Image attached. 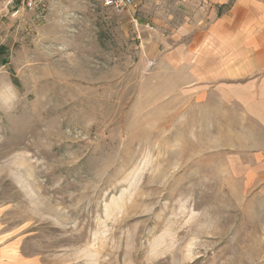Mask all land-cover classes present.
Returning a JSON list of instances; mask_svg holds the SVG:
<instances>
[{
  "label": "rangeland",
  "instance_id": "rangeland-1",
  "mask_svg": "<svg viewBox=\"0 0 264 264\" xmlns=\"http://www.w3.org/2000/svg\"><path fill=\"white\" fill-rule=\"evenodd\" d=\"M136 2L0 0V264H264V126Z\"/></svg>",
  "mask_w": 264,
  "mask_h": 264
},
{
  "label": "crops",
  "instance_id": "crops-1",
  "mask_svg": "<svg viewBox=\"0 0 264 264\" xmlns=\"http://www.w3.org/2000/svg\"><path fill=\"white\" fill-rule=\"evenodd\" d=\"M161 3L149 8L155 30L148 38L147 56L178 61L193 72L187 83L213 93L243 87L244 108L253 110L264 126V0Z\"/></svg>",
  "mask_w": 264,
  "mask_h": 264
},
{
  "label": "built area",
  "instance_id": "built-area-1",
  "mask_svg": "<svg viewBox=\"0 0 264 264\" xmlns=\"http://www.w3.org/2000/svg\"><path fill=\"white\" fill-rule=\"evenodd\" d=\"M8 4H18L26 9H36L40 6H44L48 0H5ZM105 8L115 10V11H124L131 10L138 6L136 0H101ZM153 29V26H149Z\"/></svg>",
  "mask_w": 264,
  "mask_h": 264
}]
</instances>
